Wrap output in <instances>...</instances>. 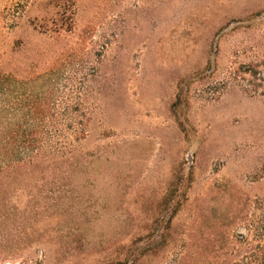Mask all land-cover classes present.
I'll return each instance as SVG.
<instances>
[{"label": "rangeland", "instance_id": "obj_1", "mask_svg": "<svg viewBox=\"0 0 264 264\" xmlns=\"http://www.w3.org/2000/svg\"><path fill=\"white\" fill-rule=\"evenodd\" d=\"M31 131L0 264L264 261V0H0V169Z\"/></svg>", "mask_w": 264, "mask_h": 264}, {"label": "trees", "instance_id": "obj_2", "mask_svg": "<svg viewBox=\"0 0 264 264\" xmlns=\"http://www.w3.org/2000/svg\"><path fill=\"white\" fill-rule=\"evenodd\" d=\"M1 140L2 153L6 161L4 167L0 169L3 179L12 177L21 169L26 171L25 173L33 174L47 161L52 165L58 163L72 165L74 161L75 145L71 135L65 132L59 134H46L42 131L12 132L4 134ZM256 264H264V261H258Z\"/></svg>", "mask_w": 264, "mask_h": 264}]
</instances>
